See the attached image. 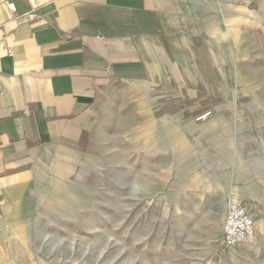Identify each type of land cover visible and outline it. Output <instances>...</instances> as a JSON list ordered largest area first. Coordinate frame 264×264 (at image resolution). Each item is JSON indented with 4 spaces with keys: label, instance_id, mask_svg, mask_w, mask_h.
Segmentation results:
<instances>
[{
    "label": "crops",
    "instance_id": "crops-1",
    "mask_svg": "<svg viewBox=\"0 0 264 264\" xmlns=\"http://www.w3.org/2000/svg\"><path fill=\"white\" fill-rule=\"evenodd\" d=\"M260 74L264 0H0V264L48 202L80 204L124 121L169 127L174 147L207 105L209 149L234 164L264 152L246 101Z\"/></svg>",
    "mask_w": 264,
    "mask_h": 264
},
{
    "label": "rangeland",
    "instance_id": "rangeland-1",
    "mask_svg": "<svg viewBox=\"0 0 264 264\" xmlns=\"http://www.w3.org/2000/svg\"><path fill=\"white\" fill-rule=\"evenodd\" d=\"M246 90L251 97L246 101L256 110L253 118L264 125V74ZM190 109L188 117L197 127L174 147L167 145L174 137L169 127L146 130L147 124L131 120L116 125L118 132L103 149L99 182L89 192L72 194L80 204L48 202L50 218L43 216L34 235L18 244L4 264H264L263 226L255 248L239 261L228 263L235 249L220 246L233 195L258 203L264 216V161L259 156L264 152L245 156L241 164L229 162L205 145L210 107Z\"/></svg>",
    "mask_w": 264,
    "mask_h": 264
},
{
    "label": "built area",
    "instance_id": "built-area-1",
    "mask_svg": "<svg viewBox=\"0 0 264 264\" xmlns=\"http://www.w3.org/2000/svg\"><path fill=\"white\" fill-rule=\"evenodd\" d=\"M10 8L14 10L13 5ZM12 55V52H9ZM205 115L204 117H206ZM255 230V223L248 206L243 201L229 202L222 227L220 246L224 251H230L243 244Z\"/></svg>",
    "mask_w": 264,
    "mask_h": 264
},
{
    "label": "bare ground",
    "instance_id": "bare-ground-1",
    "mask_svg": "<svg viewBox=\"0 0 264 264\" xmlns=\"http://www.w3.org/2000/svg\"><path fill=\"white\" fill-rule=\"evenodd\" d=\"M246 192H247V187H243ZM244 190V191H245ZM233 198L231 199L230 202H233V201H239L241 198H243L242 196L240 195H233L232 196ZM247 200V199H246ZM254 201V200H253ZM258 201V200H257ZM247 202H250L252 203V208L254 210V215H255V220L257 221L258 223V226L256 227L255 229V233L254 235L250 236L243 244H241L240 246H238V248L235 249V252L233 254H230L229 256H227V262L228 263H231V262H235V261H239L245 257L248 256V253L250 250L254 249L255 246H256V241H257V238L260 237L259 234L261 232H263V230L261 229V226H263V229H264V216L261 214V212H259L258 210V203H254V202H251L249 200H247ZM50 206V205H49ZM252 216V214H251ZM225 218V217H224ZM253 218V216H252ZM254 220V218H253ZM254 220V222H255ZM260 225V226H259ZM218 258H221V253L219 255H217ZM226 262V263H227Z\"/></svg>",
    "mask_w": 264,
    "mask_h": 264
}]
</instances>
